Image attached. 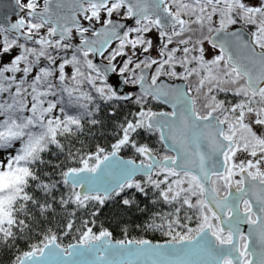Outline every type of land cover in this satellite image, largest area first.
Returning a JSON list of instances; mask_svg holds the SVG:
<instances>
[{"label":"snow or ice","instance_id":"snow-or-ice-1","mask_svg":"<svg viewBox=\"0 0 264 264\" xmlns=\"http://www.w3.org/2000/svg\"><path fill=\"white\" fill-rule=\"evenodd\" d=\"M75 2L72 27L54 19L53 0H43L42 8L40 0H15L25 14L15 22L0 24V248L11 249L18 239L39 228L38 242L15 255L12 264H52L53 258L86 252L96 253L97 262L105 264H115L108 259L109 254L130 258L121 264H136L131 257H155L152 264H264V0L259 4L246 0ZM121 10L125 19L134 21V27L112 20ZM78 13L87 21H100L101 14L106 13L104 26L92 32L95 39L85 36L89 28L77 19ZM214 17L219 27H212ZM238 23L249 26L250 40L239 31H229ZM73 27L81 45L71 43ZM205 28L216 34L207 37L214 49L219 48L220 54L212 60L204 57L203 40H192V35L203 33ZM153 29L164 41L159 48L161 58L146 56L134 61L125 50L133 51V55L137 48L148 53L153 42L145 34ZM114 39L119 44L109 52L106 64L98 66L89 59L90 54L104 57ZM174 43L183 48H169ZM240 45L250 52L246 62L233 51ZM13 50L17 54L4 63L3 57ZM193 51L199 55H190ZM178 52L183 55L178 57ZM118 57L125 59L117 61ZM193 62L196 66L189 67ZM177 64L184 69L182 73L176 71ZM153 65L155 74L146 85L145 71ZM69 66L71 75L66 71ZM117 74L123 80L109 84V76ZM161 75L185 81L195 75L196 95L189 94L191 85L188 90L170 91L165 85H157ZM128 83L140 85L142 95L136 98L137 104L146 102L148 96L163 98L167 103L171 96L173 111L141 110L135 121L120 126L122 134L111 152L97 148L93 154L73 157L64 141L78 136L86 125L98 123L94 118L100 110L98 100L132 99L118 94L121 84ZM219 93L226 98L217 99ZM228 94L231 99H227ZM201 95L203 110L197 108ZM139 129L159 133L161 141H170L166 146L176 155L157 159L147 145L137 146L132 134ZM125 146L134 148L148 162L142 160L136 165L135 161L120 160L118 153ZM66 149L65 159H74L77 166L54 164L48 158H58ZM238 154L244 158L238 159ZM113 168L118 169L115 178L105 181L100 174L111 175L109 170ZM57 171L59 180H54ZM138 174L147 177L146 183L158 190L164 203L179 204L175 220L159 216L167 224V245L121 240L114 246L111 232L96 234L85 221L78 242L64 248L56 233L41 227L52 205L47 199L41 202L37 191L55 200L58 186H66L69 192L66 197L60 196V205L87 208L91 201L103 205L126 189L147 195L135 179ZM154 175L162 178L154 179ZM192 197H196L195 203ZM131 203L123 199V204ZM185 205L198 213L195 228L180 223L179 212ZM224 212L227 230L221 215ZM185 219L191 221L192 217ZM241 221L257 226L259 253L250 250L251 239L240 230ZM174 224L185 230L176 231ZM73 225L71 220L66 223L64 235ZM149 227L162 229L165 225L152 223ZM209 234L214 242H209ZM254 256L255 262L250 258ZM191 257L201 259L194 261Z\"/></svg>","mask_w":264,"mask_h":264},{"label":"trees","instance_id":"trees-1","mask_svg":"<svg viewBox=\"0 0 264 264\" xmlns=\"http://www.w3.org/2000/svg\"><path fill=\"white\" fill-rule=\"evenodd\" d=\"M119 15L124 16L123 10ZM111 52V51H110ZM17 52H12L11 55H5L3 62L8 63ZM71 49H69V55ZM195 64V62H193ZM195 66V65H194ZM66 71L71 75L72 69L69 66ZM189 85L194 93L196 86V76L193 77ZM194 81V82H193ZM135 96L128 102L123 101H97L100 105V110L95 113V119L98 121L95 125H86L82 133L72 138L70 141H64L71 148L73 157L86 156L95 153L97 148H104L106 152L112 151V145L120 138L121 125H125L127 121H135L136 114L141 110H158L156 103L145 97L142 104H137L136 98L141 96L140 93H135ZM196 95V93H195ZM225 94L219 96L218 99H225ZM227 99L231 97L227 96ZM132 140L137 146L147 145L153 150V155L162 159L165 155L171 156L164 148L158 133H151L144 129L132 134ZM55 151V149H53ZM120 154L135 162L146 158L135 151L130 146L121 148ZM67 149L64 154L48 157L54 164L62 166H77L74 159H65ZM43 167V166H41ZM50 171L51 169H45ZM154 179L162 177L153 176ZM54 180H59V172L52 177ZM137 181L145 187L147 195L140 193L135 189H126L119 196L106 200L103 205H99L95 201H91L87 208H77L75 204H69L67 207L61 206L59 203L60 196L68 195L69 189L66 186L59 185L55 191V200L52 197H45L43 193L37 191L35 195L43 202L45 199L52 205V211L43 219L41 227L47 232L49 229L56 233L59 237L58 243L66 248L69 244H76L79 236L85 230L84 222L87 221V227H91L93 232L99 234L102 230H107L112 233L113 241L127 240H148L152 243H167L170 237L165 235L167 224L162 221L159 216H167L175 220V209L179 207L178 203L167 204L162 201L158 195V190L146 183L147 178H140ZM123 199H129L131 204H123ZM193 199V198H192ZM155 201V203L153 202ZM194 203V202H193ZM75 215H71L72 213ZM95 213V215H94ZM186 216H191V221L185 219ZM179 218L181 224H187L189 227L195 228L198 223V213L195 209H189L186 205L180 209ZM74 221L73 229L68 235H64L66 231L65 225L69 221ZM164 223L165 227L156 229L149 227L150 224ZM176 231H184L185 229L174 224ZM40 229H35L27 237H22L16 241V244L11 249L0 248V264H12L13 258L19 252L28 251L30 246L40 239L37 235Z\"/></svg>","mask_w":264,"mask_h":264},{"label":"water","instance_id":"water-1","mask_svg":"<svg viewBox=\"0 0 264 264\" xmlns=\"http://www.w3.org/2000/svg\"><path fill=\"white\" fill-rule=\"evenodd\" d=\"M57 3L61 4V7H57ZM76 9V2L75 0H53V13H54V19H60L61 23H68L69 27H72L71 24V18L73 16L74 10ZM40 10V9H38ZM25 13L20 12L19 9L16 7L15 5V0H0V24H8L11 22H15L19 16L24 15ZM77 19L80 21V23L84 26V27H88L89 28V32L85 33V36H87L89 39H95V37L92 35L93 30H99L101 29L104 24H100V23H96L94 20L93 21H87L83 19V14L82 13H78L77 14ZM112 20L116 23H124L126 24V26L129 27H134V21L133 20H127L125 18H116L112 16ZM230 31H239L241 33L244 34V38L246 40H250L251 36H250V32L248 31V29L246 28H236L234 30H230ZM216 34L214 33L212 36H215ZM69 41H65V43H68ZM71 43L76 46V45H81V38L79 36V34L76 32V29L73 27V32H72V39H71ZM115 44H119L118 40H113L111 43V46L107 49V51H105L104 53V57L105 55L108 53V51L111 49V47H113ZM211 44V43H210ZM219 49V48H218ZM234 53L236 55H238L240 57V59L242 61L246 62V58L250 55V52L248 49L244 48L243 45H240L237 48L233 49ZM257 51H259V49H257ZM104 57H101L99 55H92L90 54L89 59H92L94 63H96L98 66H103L104 64L107 63L106 60H104ZM122 57H118L117 61H121ZM145 75H146V85L151 84L149 77H150V70L147 69L145 71ZM117 80H123V77H120L118 74L117 75H110L109 76V84H115V82ZM165 85L167 86L166 90H173V89H184L187 90V84L184 82H179V83H171L167 80H161L160 82L157 83V85ZM133 92H139L141 93V89H140V85L136 84V85H131L130 83L128 84H121L120 86V90L118 92L119 95H130L132 97V93ZM155 99V98H154ZM131 100V99H130ZM130 100H121L123 102H128ZM160 104H162L163 106H165L167 109H169L171 112L173 111V103H172V97H169V102H164V99H156ZM177 107H179V105H177ZM165 131H167L165 129ZM164 148L166 149V151L171 154L172 156L176 155L175 151L170 150L169 147H167L166 145L170 144V141H161ZM156 157V156H155ZM118 158L122 161H134L132 159H127L125 157H123L120 153H118ZM157 158V157H156ZM159 159V158H157ZM140 163L136 162V165H139ZM102 169L104 168V166H101ZM111 172V175H109V172H102L100 175L102 176V178L105 181H110L112 179L115 178L118 169L117 168H113L111 170H109ZM140 178H147L143 175H136L135 179H140ZM233 193L235 194V188L232 189ZM256 205L254 204V210L256 209ZM218 214L219 213V210ZM222 215V219L225 221V229L227 230V213L224 212ZM242 215V212H241ZM219 222V221H218ZM257 226L255 225H250L248 223L245 222H240L239 223V228L240 230L243 232V234L245 236H250L251 239V243L249 244V248L251 251L255 252V253H259L260 250V244H259V240L258 237L256 235L255 229ZM112 241V244L115 246L116 242L112 240V238H110ZM209 242H214L215 238L211 237V235L209 234L208 237ZM151 244L153 246L155 245H167V243H163V244H159V243H152ZM131 248H136V245H131ZM169 248L173 247L171 245H168ZM96 253L94 252H86L83 255H78V256H73V257H57V258H53L52 264H105L104 261H100L97 262L96 260ZM175 257H168L167 259H174ZM251 259L255 260L257 259L256 256L254 257H250ZM108 259L111 261H114L115 264H121V261H126L128 259H130L127 256H116V255H111L109 254ZM131 259L136 261V264H152V259H155V257L152 258H148V257H140L139 259H137L136 257H131ZM192 260L194 261H198L201 258L200 257H191Z\"/></svg>","mask_w":264,"mask_h":264},{"label":"rangeland","instance_id":"rangeland-1","mask_svg":"<svg viewBox=\"0 0 264 264\" xmlns=\"http://www.w3.org/2000/svg\"><path fill=\"white\" fill-rule=\"evenodd\" d=\"M246 2L249 3V4H259L260 3V0H246ZM114 17H116V18H124V16H122V15H117V16L115 15ZM213 19H214V23H213L212 27L213 28L219 27L218 19L215 18V17ZM194 27H196V26H194ZM241 27L248 29V31L250 32L249 26L248 25H244L243 23H238L236 25L230 26L229 27V31L230 30H234L236 28H241ZM214 33L215 32H212V33L207 32V28H205L204 31H203V33H201L200 31H197L194 35H192L193 43H195V41L196 40H199V39H202L203 40V47L205 49L204 57H205L206 60H212L216 55L220 54L219 53V49L218 48H215L214 49L212 47V45L210 44L209 40L207 39V37L212 36ZM187 35H189V34H186V37L185 38H187ZM145 36H146V39H151L152 42H153V48L150 49L148 53H143L142 52V49H140V48H137L135 50V55H133V51H131L129 49H126L125 50V51L128 52V55L129 56H132L133 57V60L134 61H137L138 62L139 60L144 59L146 56H150L153 59H159V58H161L159 56V48H160V46L162 45V43L164 41L161 40L158 32L155 29H153L152 32L145 34ZM117 46H118V44L116 46H114L111 49V51L113 49H115ZM172 47H180L181 49L183 48L182 45H177L175 43L173 45H169V48H172ZM189 47H192V45L190 44ZM197 47H199V45H197ZM13 52H17V51L16 50H13ZM176 55L178 57H181L183 55V53L182 52H178ZM190 55H197L198 56L199 55V52L198 51H193V52L190 53ZM107 56L104 57V60H106V61H107V59H106ZM123 59H125V58H122V60ZM194 65L196 66V64H191V65H189V67H195ZM155 68H156V65H153L152 68L149 69L151 71V74H150V77H149L150 78L149 79L150 82H151V77L155 74ZM176 71L178 73H182L184 71V69L179 64H177L176 65ZM137 73L139 74V70H137ZM193 77H195V75L192 76L188 81H185V80H182V79H177L176 77H171V76H168V75H161L159 77V79L157 80V83L160 82L161 80H167V81H169L171 83L184 82V83H186L189 86L190 81H192L193 79H195ZM196 80H197V78H196ZM194 83H196V81ZM135 93H138V92H133V96H135L134 95ZM213 94H215V93H213ZM192 95L195 96V91H194V93L192 91ZM222 95H224V93H219L217 95V99H218L219 96H222ZM228 96L231 97V94H228ZM203 103H204V97H203V95H201L199 97L198 101H197V108H200L201 110H203L202 109ZM137 118L138 117L136 115V119ZM139 130H141V129H139ZM139 130H137V131H139ZM241 158H244V157L241 154H238V159H241ZM237 178H239V177H237ZM223 195H224V192H221V196H223ZM192 198H193L192 199L193 202L195 203L196 197H192ZM217 223H219V222L217 221Z\"/></svg>","mask_w":264,"mask_h":264},{"label":"flooded vegetation","instance_id":"flooded-vegetation-1","mask_svg":"<svg viewBox=\"0 0 264 264\" xmlns=\"http://www.w3.org/2000/svg\"><path fill=\"white\" fill-rule=\"evenodd\" d=\"M27 2V0H25V3ZM43 7V0H40V8H42ZM121 13V12H120ZM119 13V14H120ZM119 14H117V13H114L113 14V17L116 15H119ZM101 16H102V19L100 20V21H96V20H94L96 23H100V24H104L103 23V21H104V19H106V13H102L101 14ZM44 34H46V30H44ZM135 34H132V36H134ZM117 44H115L114 46H116ZM113 46V47H114ZM113 47H111V49L113 48ZM111 49L108 51V53L105 55V56H107L108 54H109V52L111 51ZM150 74H151V71H150ZM150 79V78H149ZM131 84V83H130ZM131 85H133V84H131ZM136 85V84H135ZM187 90H188V85H187ZM139 93V92H138ZM140 94H142V93H140ZM189 94L190 95H192V91H190L189 92ZM132 97H133V93H132ZM148 98L149 99H151V100H153L155 103H156V105L158 106V110H151V111H153V112H157V113H170L171 111L169 110V109H167L165 106H163L162 104H160L156 99H154L153 97H151V96H148ZM158 135H159V133H158ZM171 155V154H170ZM172 156V155H171Z\"/></svg>","mask_w":264,"mask_h":264}]
</instances>
